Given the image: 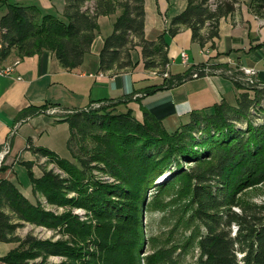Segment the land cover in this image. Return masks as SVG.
Segmentation results:
<instances>
[{
    "label": "trees",
    "instance_id": "trees-1",
    "mask_svg": "<svg viewBox=\"0 0 264 264\" xmlns=\"http://www.w3.org/2000/svg\"><path fill=\"white\" fill-rule=\"evenodd\" d=\"M237 1L187 0L184 9L170 19L166 33L174 35L181 27H188L191 39L204 45L218 36L220 17L232 12ZM0 5L5 8L0 16L2 58L12 52L19 57L32 54L43 57L52 52L63 68L71 70L82 63L89 51L98 31V16L118 9L112 30L104 37L99 69L113 73L130 69L134 65L130 50L135 45L141 47L144 66L156 68L158 75H162L169 62L164 34L155 40L144 36V0H64L58 14L42 12L36 4L18 1L0 0ZM249 5L253 13L264 17V0H250ZM165 77L161 87L171 86V80ZM234 81L236 86H243ZM261 99L242 92L236 105L223 100L214 103L208 111L192 110L188 120L173 130L167 129L162 122L172 111L166 107L167 103L142 107L141 120L133 115L131 108L115 110V105L124 102L121 99L109 109L101 106L88 111L73 110L60 116L70 128L67 149L82 168L49 149L31 146L34 152L69 172L68 182L64 183L50 170L34 177L31 165L24 164L28 167L33 189L42 190L50 202L82 206L97 221L114 218L119 224L129 225L133 239L122 243L134 242L135 245L142 235L139 228L141 210L146 211L155 204L154 199L145 201L147 191L158 176L172 173L189 189L190 201L194 204L192 215L204 227L198 238L199 264H264V203L242 201L237 197L244 188L264 181V106ZM47 105L54 104L47 102L30 107L18 116L45 109ZM74 130L83 137L94 133L96 144L87 157L72 150ZM91 162L103 163L104 166L99 167L115 176L117 183L108 184L88 177L86 168ZM181 162L192 163L184 170ZM65 191L76 192L77 197H67ZM17 220L57 228L72 238L92 242L95 247L83 252V245L74 248L63 240H40L29 233L18 237L14 234L20 225ZM233 224L236 229L232 233ZM102 228L105 226L92 228L74 215L46 212L32 204L10 180L0 178V241L18 242V247L1 255L0 261L49 264L45 257L59 254L71 258L59 264H76V260L78 264H94L83 254L95 257L106 246L113 245L109 234L97 230ZM38 256L40 258L35 259ZM145 257L146 264H176L172 252L162 249L150 256L153 260Z\"/></svg>",
    "mask_w": 264,
    "mask_h": 264
},
{
    "label": "crops",
    "instance_id": "crops-1",
    "mask_svg": "<svg viewBox=\"0 0 264 264\" xmlns=\"http://www.w3.org/2000/svg\"><path fill=\"white\" fill-rule=\"evenodd\" d=\"M10 1L36 4L42 12L57 14L64 6V0ZM249 1L238 0L232 12L220 17L218 36L200 45L191 39L188 27H181L174 35L166 33L170 19L184 9L187 0H144V36L155 40L164 34L170 76L181 75L195 64L207 62L212 67L210 74L188 78L169 87H161L163 77L144 66L139 45L130 50L134 62L130 69L116 73L99 69L104 37L111 32L118 9L98 16V31L89 51L82 63L71 70L63 68L52 52L43 57L37 54L19 57L10 53L3 58L4 62L14 58H19V62L11 75L0 77V146L8 144L0 161V178L10 180L24 196H28L32 190L30 182L24 178L27 172L24 162L33 161L31 168L34 169L37 157H45L31 147H43L66 157L70 128L67 121L61 120L60 113L84 108L98 100L125 98L128 101L123 109L131 108L139 120L142 119V107L167 103L166 107L172 111L162 122L167 129L173 130L188 120L192 110L208 111L214 103L223 100L236 105L242 92H247L249 97H264V17L251 11ZM4 12L5 8L0 5V16ZM183 49L188 53L186 66L180 58ZM242 66L256 68V78L262 86L238 87L232 77L216 72V68L241 72ZM47 102L54 105L18 116L25 109ZM263 102L264 98L261 99ZM51 107L56 111L49 110ZM11 247V242L0 241V256ZM0 264L9 263L0 261Z\"/></svg>",
    "mask_w": 264,
    "mask_h": 264
},
{
    "label": "rangeland",
    "instance_id": "rangeland-1",
    "mask_svg": "<svg viewBox=\"0 0 264 264\" xmlns=\"http://www.w3.org/2000/svg\"><path fill=\"white\" fill-rule=\"evenodd\" d=\"M182 51L184 52V54H186L187 59L185 61L186 63H184L180 55L181 62L186 66L188 65V53L186 52V50L183 49L180 50V54ZM168 65L169 62L168 64H166L165 71L167 75L165 78H167V80H171V86L177 85L188 78H196L208 73H212V67H210L211 65L205 62L202 63V65L195 64L191 67L189 66L185 69V73L178 75L179 77H175L169 75ZM151 70L156 73V68H151ZM202 72L205 73L201 75ZM216 72L226 74L232 77L233 81L236 80L237 82H239V84H242L247 88L262 86V83L256 78V75L254 77V83H248L243 78L244 74L242 73V71L238 72L237 70L231 71L230 69L216 68ZM160 76L164 77L165 75L162 74ZM120 99L124 100V102L115 105V110L123 111L126 108H129L126 107L123 109V105H125L128 100L125 98ZM116 100H98L81 109L88 111L99 108L101 106L107 107L109 109L113 107V105L115 104L114 102ZM262 105L264 106V102L262 103ZM49 110L56 111V108L51 107V109ZM251 111H255V109L251 108ZM65 113L67 112H61L60 114L62 115ZM95 144L96 139L94 138L93 132H89L83 137L77 132V130H74V135L72 137V150H74L76 154L82 157H87L91 153V150L94 148ZM7 146L8 144L5 143V145L0 149V153L2 152V155L3 151L7 150ZM2 158H0V161L2 160ZM63 158L68 159V161L72 165H77V168L81 167L77 158L73 157L69 150L67 156ZM36 161V164L33 166L34 169H32L31 167L34 162L26 160V162L31 165L30 170L34 177L41 176V174H39L40 171H42L43 173L44 170H50L52 171L53 175L62 179L64 183L68 182L67 178H69L70 176L69 172H67L64 168L60 167L54 161H50L49 159L42 156L37 157ZM181 163V168L187 170L192 162ZM99 166L104 165L100 162L88 163V167L86 168V175L88 177L92 176L94 179H98L99 181L108 184L117 183L118 180L115 176L110 174L108 171L102 170ZM172 166H174V163L172 164ZM26 168L28 169V167ZM37 174L39 175L35 176ZM28 177V173L26 172L24 178L26 182H30L32 191H30L28 196L25 197L32 204L37 205L42 210L50 212L54 215H59L63 213L74 215L75 217H77L78 221L86 222L91 225L92 228H99L101 226H105V228L97 230H103L107 234H109L108 237H110L111 244L113 245L110 244L111 246H106V249L98 252L95 257L87 255V253L83 254V257H85L88 262L94 261V264H146L147 258L145 256H149V258L153 260V257L150 256L155 255L157 251L162 249L168 252H172L176 264H199L198 238L199 234L204 230V227L195 218V216L192 215V212L194 210V204L190 201L189 189L180 179H175L172 176V173L165 172L162 175L158 176L155 179V182L153 183L154 186L149 188V190L147 191L145 201L147 202L154 199L155 204H151L146 211H144V209L141 210V221L139 224V228L142 235L138 237L139 242L136 245L134 242L133 244L122 243L124 240H128L127 242H129V239H133V237L131 236L132 232L130 230L129 225L125 223L119 224V222L117 223L114 218H110V220L108 219L107 221H105V219H98L99 221H97L95 216H93L90 211H88L82 206L71 205L69 203L57 204L50 202L42 190L33 189L32 182ZM24 189L29 188H27L26 186L24 187ZM65 192L68 195L67 197H77L76 192ZM237 197L242 201L246 200L257 204H263L264 181L244 188L241 192H239ZM233 208L235 210H239L238 206H234ZM18 222L20 223V225L16 227L14 232V234L18 237H24L26 234L29 233L30 235L40 240H63L69 246L74 248H76L75 246L77 245H83V252L87 250L86 248L91 251L95 247L92 242H83V239L80 241L78 238H72V236L67 233L59 232L57 228L47 227L43 224L24 220H19ZM97 222L100 223L96 225ZM232 227L233 233L236 229V225L233 224ZM10 242L12 243V247L10 249L18 247V242ZM39 258L40 256L35 259ZM45 258L46 262L49 264H59L61 261L71 260L70 257L59 254H49ZM76 264H78L77 260Z\"/></svg>",
    "mask_w": 264,
    "mask_h": 264
},
{
    "label": "built area",
    "instance_id": "built-area-1",
    "mask_svg": "<svg viewBox=\"0 0 264 264\" xmlns=\"http://www.w3.org/2000/svg\"><path fill=\"white\" fill-rule=\"evenodd\" d=\"M1 47H2V43L0 42V48ZM180 55H181L183 62L186 63L185 62L187 59L186 54H184V52L182 51ZM18 62H19V59L16 58L10 62H7V65H0V77L11 75L15 71ZM240 70L244 74L243 78L245 79V81H247L248 83H254L253 81L256 75V71H257L255 68L243 66L242 68H240ZM162 74L165 76L167 75L166 71H164ZM16 77L20 78L19 75H17ZM0 158H2V152L0 153Z\"/></svg>",
    "mask_w": 264,
    "mask_h": 264
},
{
    "label": "bare ground",
    "instance_id": "bare-ground-1",
    "mask_svg": "<svg viewBox=\"0 0 264 264\" xmlns=\"http://www.w3.org/2000/svg\"><path fill=\"white\" fill-rule=\"evenodd\" d=\"M0 65H7V62H4L3 58L0 55Z\"/></svg>",
    "mask_w": 264,
    "mask_h": 264
}]
</instances>
